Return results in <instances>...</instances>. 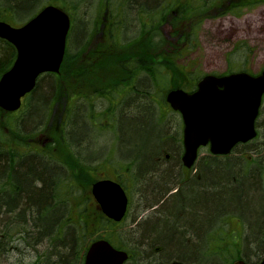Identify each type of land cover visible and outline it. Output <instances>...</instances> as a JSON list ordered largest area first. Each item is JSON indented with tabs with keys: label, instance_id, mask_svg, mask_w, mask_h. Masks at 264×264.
<instances>
[{
	"label": "trees",
	"instance_id": "16d2710c",
	"mask_svg": "<svg viewBox=\"0 0 264 264\" xmlns=\"http://www.w3.org/2000/svg\"><path fill=\"white\" fill-rule=\"evenodd\" d=\"M158 1L159 0H150L151 3L149 6L155 5ZM164 2L163 7L159 10L144 11L142 15L137 14L135 21L130 18L133 24H138H136V34L129 42H119L118 39L120 34H112V29L109 31L110 36L106 34L103 41H101L100 38L95 42L91 41L90 43H84L81 48L74 49L75 51H72L71 48L66 46L59 73L44 74V82L42 81L43 83H41L42 85L40 86L37 84L38 89L35 91L38 94L35 107L39 109L49 96V92L52 91V89H50L51 84L57 87V89H55L56 95L53 97L55 103L49 107V125L54 115L52 111L58 108L62 110L63 107L68 108L66 103H68L74 91H77L79 95L80 90L87 93V86L90 87L92 81H100L102 78L106 80L105 82H115V73L117 70H119L120 77L123 79L137 78L141 75L151 77L150 81L148 80L144 85L146 87V84H149L151 88H154L151 94H148V92L145 93L148 97L153 99V102H155L153 96L154 91L159 100L165 102V95L172 89L180 88L185 91L194 89L195 83L201 78L199 76L200 74L196 73L194 70H192L194 72L191 70L186 72L181 71L182 68L177 65V60L181 56V51L171 54V51H169L170 48L167 49L170 42L176 41L180 44L188 43L190 46L193 44V39L202 20L208 17L227 14L238 16L243 11L249 10L255 5L264 4V0H164ZM44 5L61 7L67 11L64 3H61V0L51 2H44V0H0V21L7 22L12 26H20L26 22L27 19L35 16ZM75 26L76 25L72 23V28ZM167 29H169V32H167ZM105 32L106 31H102L103 34ZM72 45L69 47H72ZM94 50H97L95 53L96 56L94 57L97 62L93 59L84 58L85 54L90 52V54H93ZM102 51L108 53L102 56ZM109 52H111L112 55H110ZM15 54L16 52L13 46L0 39V74L10 67L15 58ZM87 62L89 68H91L89 70L84 68ZM180 73H182V76H180ZM178 80L183 82H175ZM122 82L123 84L125 83V81ZM130 86L129 93L133 92L134 84L131 82ZM145 87L143 91L139 90L134 93L141 94L148 91ZM89 89L91 91V88ZM109 99L110 97L107 98V101H110ZM12 115L14 114L6 113L0 109V152L2 154L7 151L6 147L11 146L6 143L3 138L4 131L6 129L11 131L13 125L21 131L19 129V126L22 125L21 121L7 123V117L10 118ZM95 117L97 116H87L88 119L90 118V123L93 122ZM33 120L36 119L33 118ZM105 121L109 125V121ZM49 125L43 127L40 131L46 133ZM64 127H66V124ZM62 130L64 129H60L59 134L56 133L57 135H54V132L51 133V136L48 138V148L51 147L52 142H57L59 140L60 142L63 141L61 137L65 132ZM37 133L39 132H36V134ZM28 135L31 134L27 132V134L24 135L25 138H27L26 136ZM32 136H34V134ZM25 138L22 140L25 141ZM65 138L67 139V137ZM65 138L64 140H66ZM69 151L70 149H67L56 155L57 161L55 162L69 163L68 166L72 169L73 165L71 162L75 161L73 160V154L70 153L71 155H69ZM30 152L31 151H28L27 154ZM16 155L20 158L25 157L20 153ZM4 163L0 164V211L4 206H6L5 211H12L14 207L20 206L24 213H22L23 216H20V218L22 217L25 219L27 218L26 212L38 211L40 209L38 205L39 202H43L44 205L56 204V207L64 205L60 210L53 211L50 217L51 222L46 220L51 225L53 224V232L48 231V229L44 227L45 224L40 222L38 216L32 219L34 228L38 231L44 229L39 235L32 234L33 239L37 237L42 238L40 243L44 242L48 250H52L56 247L63 238L71 243L72 251L69 253V260H67V257H62L61 262L59 261L58 264H82L85 251L90 243L99 239L112 241L111 235H113V230H115L114 228L117 224L105 218L98 210L92 200L89 186L87 185L88 182L94 183L99 180L102 173H104L106 178H111L112 172L104 169L108 172L102 170L99 172L100 175H90L85 179H67L63 182L61 187L55 189L53 192L55 194L49 195L48 178L50 176L47 169L43 166L35 162L29 163L27 159H25L19 166L15 167V176L13 175V179L8 176L9 171L5 169ZM131 166H133V164ZM149 175L154 177L149 180L151 186L153 185L156 187V182H161L164 174L162 172L158 173V170L154 169ZM223 175V178L219 180L216 177H212L203 184L201 187L202 194L207 192L212 197V200H210L209 203H200L197 206L196 212L192 215L194 217H190V219L195 218L204 223L211 215L213 216L216 211H220L223 206H229L226 208H237L244 212L252 222L258 219L261 226V221L264 219V212L262 213V209L264 208V196L261 194L256 175L251 174L249 178L244 180L249 182L247 188L238 190L234 187L236 183L233 182V178L228 177V173L225 172ZM155 177H158V181H155ZM73 187H75L79 195L70 196V194H68V191ZM155 187L153 193L148 196L152 197L153 200L151 201L155 203V209L157 207L156 205H158V207L162 206L161 208L164 209L163 219L168 221L172 219V214H174L176 210L184 208V206L181 207L180 204H183L185 200L183 198H176L175 196L165 197L166 192ZM64 190H66L67 193L60 194ZM7 197L9 198V204L6 203ZM50 200L52 203H49ZM190 204L191 202L187 205L189 206ZM1 223L2 221H0V226L2 225ZM179 223L177 221L174 222L171 230L172 233L168 235L171 244L167 246V248L165 247V250L169 251L167 255H173L182 264H199L194 259L195 241H197L196 238H198L197 233L195 230L194 232L187 230L185 223L177 226ZM22 224L26 228L25 230L29 229L26 221H22L16 225L8 223L6 226H1L5 231L4 234L7 235L9 247L0 248V255L9 254V250L10 254H13L14 251L18 252L15 250L14 245L17 243L16 233L19 230L18 227ZM163 225L164 224L157 222L156 224L154 223L153 226H149V229L160 230ZM254 230V226H249V233L247 236L241 234L239 230H231L228 233V237L226 236L223 239L220 238L217 242L211 243L209 247L211 249L207 250V252L222 256L217 259L218 264H232V262L237 259H243L245 262L250 263L251 255H254L257 260L259 259L258 256H261L264 251V245L261 242L262 230L259 231V228L256 229V232ZM110 231L112 233H110ZM253 245H256L254 249H257V252L255 253L250 249ZM130 252H134V250L130 249ZM165 254L166 253H164V255ZM40 259L39 257L36 261L37 264ZM19 264H22V262ZM33 264L36 263L34 262Z\"/></svg>",
	"mask_w": 264,
	"mask_h": 264
},
{
	"label": "bare ground",
	"instance_id": "6f19581e",
	"mask_svg": "<svg viewBox=\"0 0 264 264\" xmlns=\"http://www.w3.org/2000/svg\"><path fill=\"white\" fill-rule=\"evenodd\" d=\"M94 4H96L97 8H100V11L102 8L104 9V12L109 14V27L111 29H115L113 32L114 34L120 33L124 36L125 41L129 42L131 40V35L136 34V24H133L132 18L134 21L137 18V14L142 15L144 11H155L159 10L161 7L164 5V0H159L155 5L149 6L151 3L150 0H93ZM88 2V1H86ZM45 7V5H44ZM42 7V8H44ZM41 8V9H42ZM60 10H62L65 14H67L68 18V12L64 10L61 7H58ZM40 9V10H41ZM39 10V11H40ZM38 11V12H39ZM37 12V13H38ZM36 13V14H37ZM35 14V15H36ZM131 16V17H130ZM30 19V18H29ZM27 19V20H29ZM70 21V18H69ZM4 22V21H2ZM71 22V21H70ZM7 23V22H5ZM9 24V23H7ZM90 24V23H89ZM10 25V24H9ZM75 27L72 28V25L70 23L69 29L67 31V36H66V41H65V50H66V44H67V38L69 35H72L73 37V30L74 28L80 29V31L83 30V40L84 43H90L91 41H97L101 36L100 34H95L94 29H88V25L84 20H81V22H78ZM12 26V25H10ZM79 40V41H80ZM84 45V44H83ZM82 45V46H83ZM16 57V54H15ZM64 58V56H63ZM15 60V58H14ZM13 60V62H14ZM63 61V59H62ZM12 62V64H13ZM62 63V62H61ZM10 65V67L12 66ZM61 66V65H60ZM10 67L6 70L8 71ZM60 69V67H59ZM5 71V72H6ZM3 72L0 74V78L2 75L5 73ZM59 73V71L57 72ZM54 73V74H57ZM139 78V77H137ZM136 77L134 78H127L125 82H130L135 81ZM141 80H144V82H147L148 80L145 78H142ZM40 78L36 80V83L33 87V89L26 93L24 95L25 102H26V108L23 110V116L25 117L22 119V122H26L30 120L34 124L32 126L28 125V130L31 135L26 136L25 138L24 135H22L18 129H12L11 130V136L4 134L3 138L6 143L11 145L10 147H6L7 151L3 152V154L0 152V164L4 163L5 161V169L9 171V177L14 179L15 173L14 169L15 167L19 166L21 162L25 159H27V162H35L39 164L40 166H43L45 169H47L49 178H48V192L49 195H53L55 189L61 187L63 182L67 179L72 180L78 179V178H88L90 175H100V171L106 169L111 172H113V175L119 179V184L122 190L124 191V185H127V182L135 189L138 191H143L142 196H143V201L146 205L140 203L138 207V218L134 219L132 222L133 226H139V232L142 233L143 239L142 241L136 240V243H132L133 247L136 250L140 251V254L144 253V250L142 248L145 247V251L149 252L150 260L151 262L149 264H182L177 260L176 257L168 256L167 253L169 251H166L165 249L167 246L171 244L169 241V234L172 233V227L175 221L178 223L181 222L177 225H182L185 223V227L187 230H190L192 232L197 233L198 238L197 241H195V246L194 247V259L197 261L199 264H218L217 259L222 257L218 256L216 254H212L211 252H207V250L211 249L210 244L213 242H217L220 238L223 239L226 236L228 237V233L230 232H225L230 230L229 225H235L237 227V230L241 234L248 235L249 233V225H245V219L247 216H245L244 212L237 208H226L229 206H223L220 211H216L213 216L211 215L210 218L202 223L198 219L190 217L192 216L197 209V206L201 203H209L210 200H212V197L210 194L207 192H204L202 194V189L201 187L203 184H205L206 180H204L205 176V169L199 168L196 171H192V174L190 175L191 178H183L181 175V170H179V164L177 163V156H182L184 153V143H183V136H177L175 134H170L169 138L165 137L163 132L165 133L166 131L158 125L156 118L158 116H164V110L161 108L160 109H155L156 114L154 116V110L151 108L152 106L147 107V101L149 100V97L145 93H141L140 95L136 94L134 96V93H129L126 92L125 95H122L120 101H119V106L120 103H130L131 99L135 100L138 97L144 98L146 101H144V104L137 108L136 113L134 111L130 112V115L128 117V120L125 122L124 127L127 129L126 133L130 131L132 132L133 129L139 128L140 130L144 128L145 123L144 120L147 123H151L152 129L156 132V139L160 143V147H150V145L147 147L149 148L147 155H142L141 153L144 151L143 146L140 144L139 146H132L131 140L129 143L125 145V142L127 141L126 138L127 136L121 135V150L122 153L125 154V156H130L131 158H134L133 162H136L133 165L135 166V171L134 166H131L130 164H125V162H122L120 159L115 160V157L110 153L109 156H106L101 159L100 161V169L98 167H92V166H87L89 164L87 161L89 154L88 152L86 155H83L82 151H88L89 147L86 146L85 144L89 145L92 147L94 145V142L91 140L90 135H89V128L94 126L93 123H89V119L85 118L83 121V129H81L80 124H82L79 120L83 115H86V110H85V103L88 100L83 97H77L78 92L74 91V94L77 98V103L76 106L74 107L75 109L70 110L69 108H63L61 111L65 110H70L72 114L71 120L68 122L67 127H65L63 136L61 139L63 141L60 142H52L51 147H47V143L49 142V137L44 136L41 129L43 127L49 125V120H48V115L50 113V105L52 106L53 103H55L54 98L56 93L54 84H51L50 89L52 91L49 92V96L46 98L45 102H43V106H41L39 109H36L35 107V101L37 100L38 94L35 92L38 89L37 84H39ZM73 90V89H72ZM116 93L118 92L117 90H114ZM114 95V94H112ZM134 98H133V97ZM53 98V99H52ZM90 102L92 101L89 99ZM123 101V102H122ZM135 102V101H134ZM22 106L18 109L19 111L22 110ZM81 109H84L83 112H81ZM34 111L33 113L30 111ZM150 110V111H149ZM153 110V111H152ZM116 112V108L113 106H108L107 112L105 115H113ZM32 114V117L36 120H31L29 118V115ZM166 116V114H165ZM156 117V118H155ZM23 129L24 125L22 123ZM71 126V132L67 133V129ZM80 126V127H79ZM36 132H39L36 134ZM84 133L83 137H80V133ZM130 133H129V139H130ZM34 134V136H32ZM39 134V135H38ZM123 136V137H122ZM11 137V138H10ZM67 137V139L65 138ZM25 138L26 140L23 141L22 139ZM64 138L66 140H64ZM69 139H71L77 148L79 149V154L73 152V160L75 162H71L72 165V170L69 168V163H61V162H55L57 161L56 155H58L60 152H64L65 150L69 149L70 143ZM70 140V142H71ZM48 141V142H46ZM117 139L115 138L112 143H116ZM45 142V144L43 143ZM169 142V145L167 144ZM85 143V144H84ZM171 146V147H169ZM82 151H81V150ZM28 151H31L29 154H27ZM200 152V148L197 149V153ZM12 153V155H11ZM20 153L21 155L25 157H19L16 154ZM3 157V158H2ZM35 157V158H34ZM199 157V154L196 156V160ZM128 159V157H127ZM4 160V161H3ZM36 160V161H34ZM131 161V160H130ZM129 161V162H130ZM146 167L144 168V166ZM211 165H208V167ZM205 167V166H204ZM212 167H214L212 165ZM232 168V166H230ZM229 167L224 168V167H216L212 168L213 172L210 173L213 177H219L223 178V173H228V177L233 178V182L236 183L234 186L236 190L242 189V188H247L249 186L248 181H244V179L240 173L233 171V169H230ZM154 169L158 170L159 172H162L164 175L162 177L161 182H157V186H151V182L149 181L150 179H153L154 177L150 176L149 173H152ZM132 170V171H131ZM194 170V168H193ZM14 175V176H13ZM72 175V177H71ZM209 175V174H208ZM128 178L129 180H125ZM158 178V177H155ZM185 179V180H184ZM218 179V180H219ZM95 181L94 183H96ZM93 182L89 183V190L92 189V186L94 184ZM261 185V184H259ZM264 189V185H262ZM155 187L161 191H167L166 194L169 196L173 197L175 194V197L177 198H183L185 201L183 204H180L181 207L184 206V208L179 210H176L174 214H172V219H169L168 221H165L163 219L164 216V209L161 208L162 206L155 205L151 203L150 197L148 196V191L150 188ZM67 193L66 190L62 191V193ZM125 193V191H124ZM68 194L70 196L74 195H79L78 191H76L75 187H73L71 190L68 191ZM134 194L136 195V201L141 199V196L139 192H135ZM134 195V196H135ZM125 199H126V205H125V213L120 221H124L126 217L129 214L130 211V205L132 204V194L130 191L125 193ZM6 203L9 204V198H6ZM54 202V201H53ZM186 202V203H185ZM191 204L188 206L187 204ZM49 203H52L50 200ZM185 203V204H184ZM137 204V202H136ZM40 206V209L38 211H33V212H26V217L25 219L20 218L22 215L23 209L18 207H14L12 211H5L6 206L3 207V209L0 211V221H2L1 226H6L8 223H13V224H18L21 223L22 221H26L29 229L25 230L26 228L23 226V224L18 227V232L16 233V240L17 243L14 245L15 250H17L20 254H26L29 253V249L31 250H36L34 252L35 256V263L37 264L38 258L41 256L42 253L45 252V254L40 257L43 258L40 261H38V264H58V262H61L62 257L66 258L69 260L68 256L69 253L72 251L71 249V243L67 241L65 238L61 239L56 247H54L52 250H48L45 246V243L41 242L42 238H35L33 239L32 234L39 235L41 234L44 229L37 230L33 226V218L35 216H38L40 219V222H43L45 225L44 227L48 229V231L53 232L52 225L49 223L50 217L52 216L53 211H58L61 208H63L64 205H61L60 207H56V204H45L43 202H39L38 204ZM144 207H143V206ZM232 207V206H230ZM236 209V210H235ZM24 214V213H23ZM55 216V215H54ZM49 222H47V221ZM119 221V222H120ZM161 221V222H160ZM199 221V222H197ZM162 223L164 224L160 230H151L149 229V226H153L155 223ZM261 226L259 227V231L262 230L264 227V219L261 221ZM116 224V223H114ZM123 223H119L115 228L117 232L115 235H111L112 241L107 240V239H102L107 241L114 249L118 251H124L126 248L124 245L121 243H115L113 241V236L118 237L119 239L124 240L125 238L128 237V232L126 233L125 230L121 227ZM220 225L224 227H228V229H222ZM228 225V226H227ZM0 226V248L6 247L8 244V239L7 235H5L4 229ZM214 227H217L216 229ZM24 228V229H22ZM215 231H214V229ZM219 229H221L224 232H221L219 235ZM212 230V231H211ZM211 231V232H210ZM258 231V232H259ZM10 243V242H9ZM40 243V244H39ZM9 246V244H8ZM166 247V248H165ZM164 253H166L164 255ZM157 255V256H156ZM182 255V254H180ZM193 255V254H192ZM46 256V257H45ZM141 256V255H140ZM148 258H146L147 260ZM145 261V258H142L139 262L142 264ZM123 264V263H122Z\"/></svg>",
	"mask_w": 264,
	"mask_h": 264
},
{
	"label": "water",
	"instance_id": "95a60500",
	"mask_svg": "<svg viewBox=\"0 0 264 264\" xmlns=\"http://www.w3.org/2000/svg\"><path fill=\"white\" fill-rule=\"evenodd\" d=\"M69 25L67 14L53 5L45 6L18 27L0 21V39L16 52L12 66L0 78L1 110H18L21 99L33 89L41 74L59 71ZM263 94L264 69L257 76L244 72L221 77L207 75L193 92L169 91L165 100L179 112L183 122V166L190 168L194 164L200 147L208 145L212 155H227L236 143L253 139ZM91 195L108 219H122L126 197L119 184L97 181ZM126 258L125 252L100 239L89 245L83 264H122ZM233 264L246 263L239 260ZM257 264H264V257Z\"/></svg>",
	"mask_w": 264,
	"mask_h": 264
},
{
	"label": "rangeland",
	"instance_id": "374dc122",
	"mask_svg": "<svg viewBox=\"0 0 264 264\" xmlns=\"http://www.w3.org/2000/svg\"><path fill=\"white\" fill-rule=\"evenodd\" d=\"M45 1L51 2V1H56V0H44V2ZM61 3L62 4L64 3V6L67 9V12H68V15L71 21V25L72 23L77 24L78 22H81V20H84L88 25V29L89 28L94 29L95 34H100L101 41L105 39L106 34H109L110 36L109 31L112 29L109 27V24H110L109 14L104 12L103 8L100 11V8L96 7L97 3L94 4L93 0H63V1L61 0ZM78 28H79L78 25H77V28H74L72 38H71V35H69L67 38V46L68 48H71L72 51L74 49L81 48L82 45L84 44L83 40L85 39H83V36H82L83 30L80 31V29ZM114 30L115 29L112 30V34H114L113 32ZM102 31H106V32L103 34ZM167 32H169V29H167ZM132 37L133 35H131V38ZM80 39H83V40H80ZM118 40L119 42L125 43V38L122 36V34H120V37ZM68 42L70 45L73 44L72 47H69L70 45L68 44ZM192 43H191L192 45L189 46L188 43L180 44V43H177L176 41H173V42H170L167 48V49L169 48L171 49V50L169 49V51H171L170 52L171 54H175L181 51L180 52L181 56L177 60V63H178L177 65H179L182 68L181 69L182 72L194 70L196 73L200 74L199 75L200 77L205 74L206 75L207 74H222V73H227V72L235 73V72H239L243 70L251 74L259 73L264 68V4L255 5L251 9L243 11L238 16L227 14L223 16L208 17L202 20L200 22L199 28L197 29L196 35ZM96 52L97 50H94L93 54H90L91 52L87 53L85 54L84 58L93 59L94 61L97 62V60L94 59V57L96 56L95 55ZM107 53L108 52L106 51H102L101 55L104 56ZM109 53L110 55H112L111 52ZM116 74H117V71H116ZM180 76H182V73H180ZM142 78H145V76L141 75L139 76V78H136L135 79L136 84L133 81L134 88H133V92H130V93L139 91L136 89H142V90L144 89L143 87L144 85L140 84V83L145 84L144 80H141ZM43 79H44V76L40 78L39 86L42 85L41 83L44 82ZM100 81L105 82L106 80L102 78L100 79ZM131 82L132 81H130V83ZM175 82L180 83L181 81L178 80ZM107 83L109 82H105V86L108 85ZM130 83L129 82H125L124 84L121 83L122 95L124 93V90L128 91L129 88L131 87ZM98 87L102 88L101 85ZM145 88L148 89V91H145V92H148V94H151L154 89V88H151L149 84H146ZM192 90H189V91H192ZM153 96H154L155 102L150 101L151 100L150 98V100L147 101V107L148 105L149 107L152 106L151 108L154 110V111L152 110L154 112V116L156 114L155 109L157 110L161 108V110L162 109L164 110L163 112L164 116L163 115L160 117L158 116V118L155 117L158 125L161 126L166 131L165 133L163 132L164 136L169 138L171 133L177 136L178 135L180 136L181 119L178 116V114L168 109L165 105V102L159 100L158 96L155 95V91L153 93ZM130 101L131 102L127 104L120 103V107H118L117 111L113 115H108V116L107 114L104 115L105 119L110 121L109 125L102 117L103 114L107 112L108 104L105 107L104 113L101 115V117H98V118L96 117V119L94 118L93 122L91 121L94 124V126L89 128V135H90L91 140L94 142V145L90 147L89 145H87V143L86 144L84 143L86 146L89 147V150L82 151L80 149L83 152V155H86L87 152L89 154V157L87 159V161H89L88 162L89 164H87V166L98 167L100 169L101 166L99 165H100L101 159L106 156H109L110 153L113 155V157H115V160L120 159L122 162H125L124 165L133 164V163L135 164L136 162H133L134 158H131L130 156H125V154H123L122 150L120 149L121 141L122 139H124V138L121 139L120 137L122 134L127 136L126 138L127 141L125 142V145L129 143V141L131 140L132 146H137V145L139 146L140 144L143 146L144 151L141 153L142 155H147V152L149 150V148L147 149V147L149 145L151 148L160 147V143L156 139V136H157L156 132L152 129V125L150 122L147 123L144 120L145 126L143 129L140 130L139 128H136V129H133L131 133L130 131L126 133L127 129L124 127V124L128 120L130 112L134 111L136 113L137 108L142 106L144 104V101L146 100L142 97H138L136 100L134 98L133 100L131 99ZM22 102H23L22 110L15 113L10 118L7 117V123H12L16 121L20 122L22 119L25 118L23 116V110L26 108L25 98H23ZM92 102H93L92 105H94L93 108H97V106L99 105V102L94 101V100H92ZM69 106L71 105H68V108H71ZM74 107L72 109H75ZM63 108L65 109V107ZM87 108L88 107H86V109ZM83 111L84 109H81V112ZM30 112L33 113L34 111L31 110ZM52 113L54 114L53 119L51 121V124L47 128L46 133H43L44 136L50 137L51 133L53 132H54V135L59 134L60 129H65L64 127L65 124L67 127V123L70 121V118H72L71 111L67 114L66 111L62 112L58 108V109H54ZM29 118H31L32 120L33 118L32 114L29 115ZM26 119L27 121L25 123L21 121V123H23L24 125V129H22V125L19 126V129L21 130L19 132L22 135H25L27 134V132H29V130L27 129L28 125L32 126L34 124L30 120H28V118ZM79 121L82 123L80 124V126L83 125V122L81 120ZM71 128L72 127L69 126V128L67 129V133L71 132ZM80 128L83 129V126H81ZM12 129L15 130L17 128L13 125ZM8 130L9 129H6L4 131V134L11 136V133H10L11 131H8ZM62 131L64 132V130ZM129 133H130V139H129ZM80 134H81L80 137H83L84 133L82 132ZM115 138L117 139L116 143H112ZM70 140L71 139H69L68 141ZM71 143H74V142L71 140ZM75 143L71 145L72 147L70 148L71 152L69 151V155H71L70 153L73 154V152L78 153V154L80 153L79 149L77 150ZM167 144L169 145V142H167ZM245 152H248V151H245ZM207 155L208 154L204 148L200 149L199 157H204ZM234 155L235 153L231 154V156H234ZM245 156H249V155L246 154ZM198 163H199L198 167L201 168L203 166V161L199 160ZM145 167L146 165L144 166V168ZM212 168L214 167L212 166L203 167V169H205V172H206L204 176V180L207 181L213 177L212 175H210V173L213 172ZM103 171L108 172L106 170H103ZM134 171H135V166L132 172ZM112 176L113 175H111V177ZM188 178H191V176L188 175ZM216 178L219 179L218 176ZM258 182L259 184H261L260 187H263L262 186L263 184L261 183V181L258 180ZM260 189H261L262 196H264V189L263 188H260ZM130 192L132 194V204L130 205V211H129L128 216L126 217L123 224L121 225L123 230H125L126 233L128 232L127 233L128 237L121 241V239H119L118 237L113 236L114 238L113 241L115 243H121L122 245L125 246V248H130V247L133 248V244H132L133 240L129 237L130 225H131L130 220H131V216L137 212L136 195L134 194L133 189H131ZM263 212H264V208L262 209V213ZM245 225L246 226L249 225L250 227L254 226L255 227L254 231L256 232L257 231L256 229L259 228L260 223L258 219H255L252 222L248 217H246ZM220 227H222V229H226V230L228 229V227L226 228L223 225L222 226L220 225ZM229 227H230V230L228 229V231H225V232H229L231 230H237V227L235 225L231 224L229 225ZM214 228L216 229L217 227H214ZM114 229L115 230H113V234L115 235L117 230L116 228ZM221 232H224V231L219 229L218 234L220 235ZM110 233L112 232L110 231ZM7 247L9 246H6V248ZM252 247H250L251 251H254V253L257 252V249H254L256 245H253ZM33 251H36V250L29 249V253H26V254H20L19 252H15V251L13 252V254H10V250H9V254L0 255V264H19L20 262H22V264H33L35 262V256H34ZM44 254L45 252L42 253L40 257H42ZM250 258H251L250 262L254 263L257 260H259L261 257L258 256L259 259L256 260V257L254 255H251Z\"/></svg>",
	"mask_w": 264,
	"mask_h": 264
},
{
	"label": "flooded vegetation",
	"instance_id": "af4514ba",
	"mask_svg": "<svg viewBox=\"0 0 264 264\" xmlns=\"http://www.w3.org/2000/svg\"><path fill=\"white\" fill-rule=\"evenodd\" d=\"M84 68L87 70L90 69L88 62H87V64H85ZM259 73H257L256 75H258ZM227 74L228 73H222V74H216V75L222 76V75H227ZM117 76H118V78H117ZM150 78L151 77H148V76L146 77V79L149 81H150ZM126 79L127 78L123 79L122 77H120L119 70H117V74L115 73V82L114 81L109 82V83H107L108 85L105 86V82L92 81V83H91L92 85H90L91 91L89 89L90 87H88V86H87V88H88L87 93H84L83 90H80V92H79L80 95L78 94L77 97H83L84 99L86 98L88 100V102L86 101V103H85L86 115H83L80 118V120L83 122L84 119L87 118V116L88 117L89 116H97V118L101 117V115L104 113V109L107 106V104H108V106L115 107L116 111H117L118 107H120V106H118V104H119V101L122 97L121 83H123L122 81H125ZM140 84L144 85V83H140ZM100 85L102 86V88L98 87ZM143 87H145V85ZM71 89H72V87H71ZM114 90H117L118 92L116 93ZM138 90H142V89H138ZM128 91L124 90V92H128ZM144 93H146V92H144ZM112 94H114V95H112ZM125 94L126 93H123V95H125ZM134 94L136 95V93H134ZM108 97H110V99H109L110 101H107ZM89 99L99 102V105L97 106V108H93V106H94V105H92L93 102L92 101L90 102ZM149 100H150V97H149ZM150 101H153V99H151ZM76 102H77V98H76V96H74V94H72V97L68 100V103H67V105H71V106H69V107H71V108H69L70 110H73L72 108L76 105ZM165 105L168 109L171 110L169 104H167L165 102ZM86 107H88V108L86 109ZM65 111L67 114L70 112L69 110H65ZM172 112L178 114V116L180 117V114L177 111H172ZM104 115H105V113L102 116L103 119L107 120V119H105ZM95 119H96V117H95ZM180 119H181V117H180ZM70 120H71V118H70ZM89 123H90V121H89ZM254 128L256 130L255 138L252 140H249L247 142L236 143L232 149V152H231V154L235 153L234 156H231V154L227 155V156L212 155L209 152V146H206V147H201L200 149L204 148L208 155L204 156V157H198L197 160L203 161L202 167H204V166L206 167L208 165H211V166L213 165L214 168H216L218 166L224 167V168H227V167L230 168V166H232V168H230V169H233V171L240 173L244 179L249 178L251 174L252 175L255 174L257 179L259 181H261V183L264 185V95L262 96L261 106H260V108L258 110V114L255 118ZM182 131H183V123L181 120V132H180L181 137H182ZM46 142H48V141H46ZM43 143L45 144V142H43ZM69 143H70V147H69V149H70L72 147L71 145H73L74 143H71L70 141H69ZM245 151H248V152H245ZM246 154H248L249 156H245ZM181 159H182L181 155L177 156V163L180 165L179 170H181V175L183 178H185V177L188 178V175H191L192 171H196L197 169L200 168V167H198L199 163L197 160H195L194 164L190 168H186L183 166ZM193 168H194V170H193ZM112 175H113V173H112ZM100 179H110V180H113L115 182H119V179H117L116 176L113 175L111 178H106L104 173L101 174ZM157 179L158 178H156L155 181H158ZM125 180L127 181L129 179L126 178ZM123 186L125 188L124 189L125 193L128 191H131V189H133L135 192H139L141 199L136 201L137 202V206H136L137 212L136 213H138L139 204L142 203V201H143V196H142L143 191H138L137 189L133 188L128 182H127V185L123 184ZM153 190H154V187L149 189V191H148L149 196L153 193ZM168 196H169L168 194L165 195V197H168ZM173 196H175V194ZM150 198H151L150 200H153L152 197H150ZM93 202H94V200H93ZM151 203L155 204L152 201H151ZM142 204L146 205L144 202ZM136 213H134L131 216V220H130L131 225H130L129 237L133 240V243L134 242L136 243V240L142 241V239H143L142 233L139 232V228H141V227H139L137 225L136 226L132 225L133 220L138 218V215ZM123 222L124 221H120V222H117L116 224L118 225L119 223H123ZM131 231H133V232H131ZM263 231H262V233H263ZM262 233H261V242L264 245ZM130 249H133L134 252H130ZM142 249L144 250V253L140 254V251L136 250L134 247L133 248H131V247L126 248L125 251L127 252V258L123 262V264H140L139 261L142 258H145V261L142 264H149L151 262V260L149 258L150 254H149V252L145 251V247ZM263 256H264V251L262 252L261 257H263ZM146 258H148V259L146 260Z\"/></svg>",
	"mask_w": 264,
	"mask_h": 264
}]
</instances>
